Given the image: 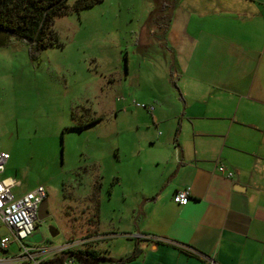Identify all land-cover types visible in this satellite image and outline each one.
Returning <instances> with one entry per match:
<instances>
[{"label":"crops","instance_id":"1","mask_svg":"<svg viewBox=\"0 0 264 264\" xmlns=\"http://www.w3.org/2000/svg\"><path fill=\"white\" fill-rule=\"evenodd\" d=\"M161 11L153 35L171 85L124 105L154 107L134 124L155 164L132 184L133 221L117 225L134 245L106 246L98 264H264V0H165ZM184 188L181 206L172 197Z\"/></svg>","mask_w":264,"mask_h":264},{"label":"rangeland","instance_id":"2","mask_svg":"<svg viewBox=\"0 0 264 264\" xmlns=\"http://www.w3.org/2000/svg\"><path fill=\"white\" fill-rule=\"evenodd\" d=\"M164 1L102 0L54 18L59 46L35 51L19 39L0 46V151L8 155L0 180L19 182L16 195L46 189L49 216L37 220L25 241L39 246L37 261L76 248L107 253V246L108 254L119 255L134 245L117 225L120 217L133 221L139 204L132 184L156 156L147 141H138L134 124V112L146 110L124 105L137 90L169 84L159 75L167 59L153 35L166 23ZM99 181L101 220L108 223L102 231L90 197ZM2 237L11 242L0 248V264H20L22 250L0 223Z\"/></svg>","mask_w":264,"mask_h":264},{"label":"trees","instance_id":"3","mask_svg":"<svg viewBox=\"0 0 264 264\" xmlns=\"http://www.w3.org/2000/svg\"><path fill=\"white\" fill-rule=\"evenodd\" d=\"M100 1L102 0H75L73 5L69 6L68 0H0V46L7 45L11 39H19L35 51L59 46L54 18L67 13L70 9L81 11ZM96 121L93 120L91 123ZM85 126L81 124L77 128L83 129ZM98 184L92 196L97 221L100 217L99 189L102 182L99 181ZM67 257L81 264H98L109 260L102 251L81 248L68 250L65 254L55 256L41 264H60ZM128 259L131 258L125 260Z\"/></svg>","mask_w":264,"mask_h":264},{"label":"built area","instance_id":"4","mask_svg":"<svg viewBox=\"0 0 264 264\" xmlns=\"http://www.w3.org/2000/svg\"><path fill=\"white\" fill-rule=\"evenodd\" d=\"M137 108L152 112L154 107L135 102ZM8 155L0 151V174L5 170ZM231 175L230 173L228 174ZM19 182L12 180H0V223L10 229L14 239L21 248V254L16 258L20 264H41L42 261L35 259L39 248L25 244L34 233L37 224V214L40 205L46 200L47 192L42 186L29 190L23 194H14L13 189L19 186ZM173 201L181 206L186 205L190 199V188L176 191ZM10 240L7 237L0 238V248L7 249ZM72 263V259H69Z\"/></svg>","mask_w":264,"mask_h":264},{"label":"water","instance_id":"5","mask_svg":"<svg viewBox=\"0 0 264 264\" xmlns=\"http://www.w3.org/2000/svg\"><path fill=\"white\" fill-rule=\"evenodd\" d=\"M48 216H49L48 203L46 201H44L39 207L38 214H37V219L39 221H41V220L45 219ZM50 233H51V236L55 237L58 234V231L56 230V228L51 226L50 227Z\"/></svg>","mask_w":264,"mask_h":264},{"label":"flooded vegetation","instance_id":"6","mask_svg":"<svg viewBox=\"0 0 264 264\" xmlns=\"http://www.w3.org/2000/svg\"><path fill=\"white\" fill-rule=\"evenodd\" d=\"M100 190L101 189H99V197H100ZM95 192V191H94ZM92 196L93 195H91L90 197L92 198ZM100 235V234H99ZM100 237H102L101 239H105L106 240V237L105 236H102V235H100ZM83 244H85V243H83ZM76 249H81V248H76ZM91 249H95V248H91ZM69 250H74V249H69ZM97 250V249H96ZM68 251V250H67ZM67 251H65V253L67 252ZM69 259H71V258H69Z\"/></svg>","mask_w":264,"mask_h":264}]
</instances>
